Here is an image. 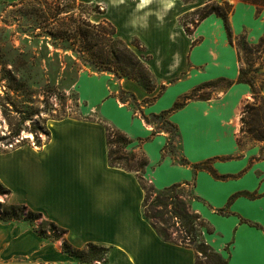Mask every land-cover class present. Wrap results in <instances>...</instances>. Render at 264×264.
Listing matches in <instances>:
<instances>
[{
    "label": "crops",
    "instance_id": "crops-1",
    "mask_svg": "<svg viewBox=\"0 0 264 264\" xmlns=\"http://www.w3.org/2000/svg\"><path fill=\"white\" fill-rule=\"evenodd\" d=\"M83 1L101 5V19L113 24L126 43L139 39L157 85L148 92L132 79L82 70L75 83L77 95L98 117L54 120L42 145L0 150L6 161L0 182L11 190L9 201L26 204L66 229L65 237L75 248L87 243L109 247L106 262L97 264H195L192 248L164 241L145 219V192L136 173L109 164L107 123L131 139L128 150L145 153L143 175L154 187L195 182L193 193L199 199H193L192 208L213 228L212 233L203 228V239L228 264H264V148L241 150L237 143L243 105L251 98L249 85L234 83L210 99L189 101L169 116L178 127L181 155L190 163L213 158L212 168L225 179L206 170L194 174L190 165L179 164L163 151L168 134L154 132L153 124L115 95L119 89L133 93L148 116L170 108L200 83L218 77L235 80L241 62L222 18L210 14L189 35L179 25V16L209 0ZM228 1L234 5L231 31L238 35L259 26V40L264 34V9L256 16L255 5ZM161 84L166 89L159 94ZM147 98L153 100L145 103ZM239 191L256 196L240 195L228 203ZM221 208L229 214L217 213ZM14 222L0 219V264H94L64 252L62 239L44 238L32 226Z\"/></svg>",
    "mask_w": 264,
    "mask_h": 264
},
{
    "label": "trees",
    "instance_id": "trees-1",
    "mask_svg": "<svg viewBox=\"0 0 264 264\" xmlns=\"http://www.w3.org/2000/svg\"><path fill=\"white\" fill-rule=\"evenodd\" d=\"M191 1L193 0H183L185 3ZM243 1L255 5L256 16H259L264 9V0ZM90 9L89 4L83 0H19V6L15 12L19 17L17 21L23 20L25 22V29L22 31L26 35V43H32L36 39L46 49H48V45H51L54 50L61 49L68 52V57L88 68L91 72H106L113 75L115 79H132L146 91H154L157 81L146 62L148 55L142 57L130 47V45H134L139 50L145 51L139 39L134 37V42L126 43L118 36L115 26L109 21L105 19L93 21ZM233 11L234 5L228 0H209L203 6L184 13L178 18V23L190 35L192 29L210 14L221 17L228 39L230 43L236 46L241 62V68L235 80L218 77L200 83L180 96L170 108L148 116H145L141 111L133 93L119 89L115 94L121 102L131 103L146 123L153 124L154 132L163 131L168 134L169 139L163 149L164 152H170L179 164L190 165L194 174L198 170H206L216 179H225L227 176L215 172L211 165L213 158L198 163H190L183 156L178 157L176 155L175 140L180 141V134L177 125L169 119V116L172 112L184 107L189 101L207 100L212 97L213 92L219 89L229 88L234 83H246L250 87L251 98L241 112L240 123L242 125L237 136V143L239 146L242 145L240 134H245L252 141L264 142V97L262 95L264 72H261V65L264 66V34L253 45L249 44L243 35L234 38L229 23V16ZM190 15L196 16V18L188 21L187 17ZM188 23L192 24L191 30ZM195 42L196 40H193L192 44ZM255 54H258L257 59L261 58L263 61L260 66L254 65L252 57ZM9 65L10 70H7L9 79L15 81L13 73L18 72L17 64L13 61ZM165 89L166 85L161 84L159 94H162ZM203 90L208 92L201 94ZM152 100L153 98H147L144 102L149 103ZM15 111L21 112L18 109ZM22 124V121L15 124V135L19 134ZM105 127L107 130L108 162L111 166L136 173L139 184L145 192L142 212L156 233L164 241L192 248L196 254L195 264H228V259L215 251L203 239V228L208 233H212L213 228L199 213H195L191 209L189 201L199 198L189 189L184 193V186L193 187L195 182L174 183L157 191L143 175L148 163L145 153L128 150L127 146L131 139L124 132L107 123H105ZM261 148H264V145ZM151 193H154L155 196L151 197ZM10 195L11 190L0 182V196L4 197L3 205L0 202L1 220H28L40 236L48 239H58L56 233H67L66 229L58 226L52 220L46 219L42 222L48 225L54 234L53 237L48 236L43 226L33 224V221L44 218L42 212L35 211L26 204L10 202ZM240 195L254 198L256 193L236 192L230 196L228 203ZM216 211L221 215L229 214L225 208ZM241 221L262 228L259 224L249 220L241 218ZM62 249L74 256L79 262L87 263H93V260L104 263L109 252V247L95 243H87L82 248H75L66 238L62 239Z\"/></svg>",
    "mask_w": 264,
    "mask_h": 264
},
{
    "label": "rangeland",
    "instance_id": "rangeland-1",
    "mask_svg": "<svg viewBox=\"0 0 264 264\" xmlns=\"http://www.w3.org/2000/svg\"><path fill=\"white\" fill-rule=\"evenodd\" d=\"M14 4L17 5L13 6ZM88 4L91 8V19L96 22L102 20V6L96 3ZM18 6L19 0H0V150H7L22 145H42L49 137V128L54 120L69 117L79 119L98 117L96 111L90 112L89 108L85 107L75 88L79 73L82 70H86V68L68 57L69 53L61 49L54 50L51 45H48V49H46L36 39L32 43H26V35L22 31L25 29V22L23 20L17 21L19 17L15 12ZM192 18H196V16L190 15L187 20L190 21ZM262 20L264 21V17ZM188 26L191 30L192 24L188 23ZM260 31V27L257 26L255 28H246L238 35L232 33L234 38L243 35L246 41L253 45L258 41L256 35ZM133 38L129 39L127 43L131 44L134 42ZM130 47L138 55L146 56L144 51L139 50L134 45H130ZM257 56L258 54H255L252 57L254 65L260 66L263 61L261 58L257 59ZM13 61L16 62L18 69V72H12L15 76V81H11L7 73V70H10L9 63ZM261 67V72H264V66L261 65ZM174 92L176 90L171 92V95ZM204 92L208 91L203 90L201 94ZM215 94L214 92L212 93V95ZM77 98H79L78 101ZM248 101L250 99L245 100L243 109ZM15 109L21 110V112L18 113ZM18 121H22L23 124L19 134L15 135V124ZM12 131L14 133H11ZM240 137L241 150L256 149L258 151L260 146L264 145V142L250 140L245 134H240ZM175 142L176 155L181 157L180 141L175 140ZM167 153L170 154L168 151ZM4 162L6 161L1 157L0 170ZM147 185L149 184L147 183ZM155 189L159 191L162 188L155 187ZM184 189V193L188 189L193 193V187L191 186H184ZM154 196L155 194L153 193L151 197ZM193 201L191 199L189 203L193 212L197 213L192 208ZM0 202L3 205L4 197L0 196ZM46 219V217L39 218L33 221V224L35 226H43L45 231H47L46 234L53 237L54 234L50 231L49 226L42 222V220ZM14 223L21 227H31L28 220H15ZM55 235L59 237L58 239L66 238L65 234L56 233ZM93 263L97 264L98 261L93 260Z\"/></svg>",
    "mask_w": 264,
    "mask_h": 264
},
{
    "label": "clouds",
    "instance_id": "clouds-1",
    "mask_svg": "<svg viewBox=\"0 0 264 264\" xmlns=\"http://www.w3.org/2000/svg\"><path fill=\"white\" fill-rule=\"evenodd\" d=\"M168 6H170V5H168Z\"/></svg>",
    "mask_w": 264,
    "mask_h": 264
}]
</instances>
